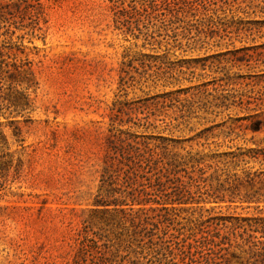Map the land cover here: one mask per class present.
I'll list each match as a JSON object with an SVG mask.
<instances>
[{
    "label": "rangeland",
    "instance_id": "obj_1",
    "mask_svg": "<svg viewBox=\"0 0 264 264\" xmlns=\"http://www.w3.org/2000/svg\"><path fill=\"white\" fill-rule=\"evenodd\" d=\"M0 264H264V0H0Z\"/></svg>",
    "mask_w": 264,
    "mask_h": 264
},
{
    "label": "trees",
    "instance_id": "obj_2",
    "mask_svg": "<svg viewBox=\"0 0 264 264\" xmlns=\"http://www.w3.org/2000/svg\"><path fill=\"white\" fill-rule=\"evenodd\" d=\"M166 163L169 164V165H173V166H172V167H171V166H170V167H164L165 172L162 173V175L165 176V177H167V175H168L169 173H175L176 171L174 170V167H177V165L179 164V163L175 160V158H172V160H171L170 162H166ZM165 194H166V193H165ZM151 200L156 201L154 198L151 199ZM147 201H149V200H147ZM168 253H170V251H168Z\"/></svg>",
    "mask_w": 264,
    "mask_h": 264
}]
</instances>
